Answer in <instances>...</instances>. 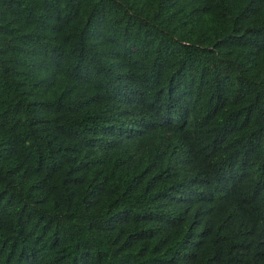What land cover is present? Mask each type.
<instances>
[{
  "label": "trees",
  "instance_id": "16d2710c",
  "mask_svg": "<svg viewBox=\"0 0 264 264\" xmlns=\"http://www.w3.org/2000/svg\"><path fill=\"white\" fill-rule=\"evenodd\" d=\"M0 264H264V0H0Z\"/></svg>",
  "mask_w": 264,
  "mask_h": 264
}]
</instances>
